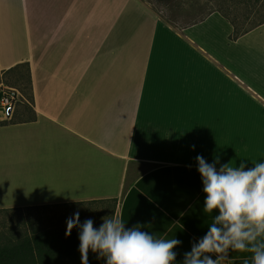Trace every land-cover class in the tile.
<instances>
[{
	"label": "crops",
	"instance_id": "0c3cea01",
	"mask_svg": "<svg viewBox=\"0 0 264 264\" xmlns=\"http://www.w3.org/2000/svg\"><path fill=\"white\" fill-rule=\"evenodd\" d=\"M164 7L0 0V73L27 68L32 115L0 113V210L116 199L127 228L181 240V262L210 221L195 157L264 161V21L230 38L216 10Z\"/></svg>",
	"mask_w": 264,
	"mask_h": 264
},
{
	"label": "clouds",
	"instance_id": "9594fccd",
	"mask_svg": "<svg viewBox=\"0 0 264 264\" xmlns=\"http://www.w3.org/2000/svg\"><path fill=\"white\" fill-rule=\"evenodd\" d=\"M192 147V150H194ZM220 164L219 156L209 163L195 157L204 195L203 213L207 231L191 244L177 262L174 248L183 242L163 238L145 226L127 228L121 218L80 220L79 210L66 218V235L78 232L81 264H88L89 251L104 264H230L229 253H250L242 264H264V161L246 167L247 161Z\"/></svg>",
	"mask_w": 264,
	"mask_h": 264
},
{
	"label": "rangeland",
	"instance_id": "374dc122",
	"mask_svg": "<svg viewBox=\"0 0 264 264\" xmlns=\"http://www.w3.org/2000/svg\"><path fill=\"white\" fill-rule=\"evenodd\" d=\"M151 5H160L163 7L166 5L163 1L159 0H142ZM206 5V10L202 12L183 13L182 1L175 0V5L165 6L163 10L168 15L166 18L170 21L180 22V19L186 21L190 18L199 19L205 15L210 14L212 11H217L223 18L230 23L235 30V33H245L260 22L264 21V0H195ZM160 10V15L163 16V12ZM187 14V15H186ZM179 18V19H178ZM191 18V19H192ZM214 20V19H212ZM211 20V21H212ZM233 35V34H232ZM4 87V88H2ZM13 90L17 94L16 109L20 111L22 117L29 119L31 114L27 102L31 101V94L28 80V70L26 67H17L10 71L0 73V90ZM13 112V114H14ZM2 114V112L0 111ZM11 118L3 119L7 122L12 120ZM147 167H134L133 171H130L129 178L137 177L143 173ZM128 178V180H129ZM50 207L43 208H18L10 209L7 212H0V240L5 234L15 229L28 230L29 225H34L38 222L43 224L58 223L65 224L66 218L73 215L77 210L80 212V220L83 221L87 218L95 220L99 225L101 218L105 216L117 217V200L114 205L112 201H92L81 204H68L67 206L49 205Z\"/></svg>",
	"mask_w": 264,
	"mask_h": 264
},
{
	"label": "trees",
	"instance_id": "16d2710c",
	"mask_svg": "<svg viewBox=\"0 0 264 264\" xmlns=\"http://www.w3.org/2000/svg\"><path fill=\"white\" fill-rule=\"evenodd\" d=\"M159 1L167 2L170 0ZM240 34L235 33L234 30L230 38H236ZM106 201H112L114 205L116 203V199ZM61 205L65 207L68 204ZM56 206L59 205H53V207ZM48 207L50 206L29 208L46 209ZM7 211L0 210V212ZM29 226L28 230L18 228L15 231H10L0 240V264H81L78 251V232L76 229H73L70 235H66V225L60 224V222L47 224L38 222ZM88 264H104V261H98L96 254L89 251Z\"/></svg>",
	"mask_w": 264,
	"mask_h": 264
},
{
	"label": "built area",
	"instance_id": "2783aa9c",
	"mask_svg": "<svg viewBox=\"0 0 264 264\" xmlns=\"http://www.w3.org/2000/svg\"><path fill=\"white\" fill-rule=\"evenodd\" d=\"M16 99L17 94L13 90H0V111L5 119L11 118L17 102Z\"/></svg>",
	"mask_w": 264,
	"mask_h": 264
}]
</instances>
